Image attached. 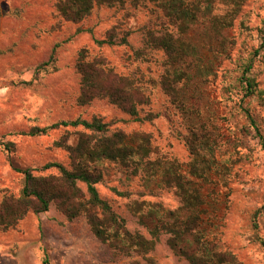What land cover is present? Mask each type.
I'll return each instance as SVG.
<instances>
[{
	"label": "rangeland",
	"instance_id": "rangeland-1",
	"mask_svg": "<svg viewBox=\"0 0 264 264\" xmlns=\"http://www.w3.org/2000/svg\"><path fill=\"white\" fill-rule=\"evenodd\" d=\"M54 2L0 0V9L5 12L0 17V137L15 144L12 152L0 147V198L4 193H18L23 175L17 169L28 168L35 175H46L57 173L53 167L42 169L47 161L68 165L66 152L52 142L68 130L67 142L74 144L77 130L82 129L62 126L38 136L20 133L32 125L97 115L108 123L109 130L149 133L154 148L150 158L162 154L184 163L189 153L182 135L195 116L197 121L204 120L208 127L216 128L214 158L229 168L228 195L223 187L216 189L225 202L214 234L242 264H264L263 247L256 239V235L264 239V214L258 218L256 231L250 220L264 199V148L244 112L245 109L264 137V48L259 47L264 30V0L244 1L232 26L223 32L226 52L219 61L213 60V73L200 86L187 87L188 104L183 111L159 83L166 70L162 50L147 49L138 58L134 54L143 47V26L156 31L172 28L154 0H141L137 5L126 2L96 6L76 23L62 20ZM223 10L219 5L218 12ZM111 27L117 32L116 40L124 35L127 43L96 45L93 39L103 38ZM188 38L208 56L219 48V37L201 19L192 26ZM55 43V68L50 65L37 69ZM81 46L87 47L90 57L104 55L116 72L133 77L143 87L149 103L140 106L139 117L157 115L137 120L106 99L76 104L79 75L74 62ZM245 78L251 79V87ZM142 175H129L110 164L96 188L130 230L147 234L130 209L132 201L158 202L165 208H174L178 198L171 187L145 188ZM166 237L161 234L154 250L144 257L116 253L91 234L83 216L67 220L50 204L47 211L28 213L16 227L0 229V264H147L146 257L156 264H188L167 246Z\"/></svg>",
	"mask_w": 264,
	"mask_h": 264
},
{
	"label": "trees",
	"instance_id": "trees-1",
	"mask_svg": "<svg viewBox=\"0 0 264 264\" xmlns=\"http://www.w3.org/2000/svg\"><path fill=\"white\" fill-rule=\"evenodd\" d=\"M141 0H55L57 14L64 21L79 22L101 5L114 6L126 2L137 5ZM245 0H154L172 28L153 30L147 26L141 28L143 47L134 50L135 56L142 57L147 49L162 50L166 70L159 77V83L165 94L179 108L187 110L186 89L190 84L200 86L213 73V60L219 61L226 52L225 29L232 26ZM224 10L218 12V6ZM0 9V17L4 15ZM206 22L207 29L217 35L219 48L211 51L213 56L201 52L198 44L188 38L189 31L199 20ZM264 24V21H263ZM80 31L79 28L76 30ZM259 47L264 48V30ZM114 27L106 30L101 39H93L98 46L102 44H126L123 35L116 40ZM57 43L51 49L46 61L38 68L54 66ZM210 46H208L209 49ZM189 58V59H187ZM75 71L79 75V90L75 98L78 105H85L94 99H106L110 104L137 120H150L157 114L147 113L139 117L141 105L149 103V97L143 87L131 76L116 72L104 55L89 56L86 46L77 50ZM251 87V79L245 78ZM181 83L183 86H179ZM196 89L194 86L192 90ZM247 118L255 129L262 148L264 137L254 120ZM77 127L74 144L67 142L69 131L65 130L52 142L54 147L62 148L68 158V165L59 161H47L42 169L56 168L57 173L35 175L26 169L21 172L22 185L17 194L4 193L0 198V229L7 230L16 225L28 213L47 211L49 205L60 212L67 220L83 216L91 234L106 243L114 252L145 256L153 251L161 234H167L165 242L174 254L183 257L188 264H242L238 256L229 248L221 246L214 234L222 200L217 188L229 193L228 165L214 158L216 128L208 127L206 121H197L195 116L182 135L189 153V159L178 162L166 155H156L151 136L147 132H125L121 129L109 130L108 123L97 115L90 119L76 117L59 120L48 125H32L21 134L29 136L44 135L59 127ZM0 147L12 152L15 144L0 137ZM110 164H115L129 175H142L143 185L152 187H171L178 198V205L165 208L158 202L132 201L130 209L147 234L139 230H130L110 202L101 197L96 184L101 182ZM212 175L215 179H212ZM215 180V181H214ZM212 186L207 188L209 185ZM83 185V186H82ZM226 207V206H225ZM264 214L263 202L251 213V227L258 230V218ZM263 247L264 239L256 235ZM147 264H156L146 257Z\"/></svg>",
	"mask_w": 264,
	"mask_h": 264
},
{
	"label": "crops",
	"instance_id": "crops-1",
	"mask_svg": "<svg viewBox=\"0 0 264 264\" xmlns=\"http://www.w3.org/2000/svg\"><path fill=\"white\" fill-rule=\"evenodd\" d=\"M11 229V228H10Z\"/></svg>",
	"mask_w": 264,
	"mask_h": 264
}]
</instances>
